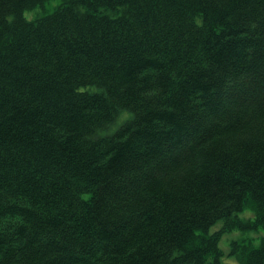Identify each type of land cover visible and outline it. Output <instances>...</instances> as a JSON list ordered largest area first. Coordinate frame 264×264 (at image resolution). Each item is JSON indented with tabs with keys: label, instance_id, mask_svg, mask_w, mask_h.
Wrapping results in <instances>:
<instances>
[{
	"label": "trees",
	"instance_id": "1",
	"mask_svg": "<svg viewBox=\"0 0 264 264\" xmlns=\"http://www.w3.org/2000/svg\"><path fill=\"white\" fill-rule=\"evenodd\" d=\"M47 1L0 0V264H223L264 231V0Z\"/></svg>",
	"mask_w": 264,
	"mask_h": 264
},
{
	"label": "rangeland",
	"instance_id": "2",
	"mask_svg": "<svg viewBox=\"0 0 264 264\" xmlns=\"http://www.w3.org/2000/svg\"><path fill=\"white\" fill-rule=\"evenodd\" d=\"M58 2H59V0H48L43 5V7H37V8H34L32 10L25 11L24 16L29 19V18H34L40 12H50ZM122 117H123V115L121 116V118ZM121 118H118L116 120V125L119 124ZM114 127L115 126H113L112 129ZM111 130H109V132ZM238 216L241 218H244V219L253 218V213L249 209H246V210H243L242 212L238 213ZM220 227H221V224L215 225L212 228V230H210V232H212L214 230H219ZM263 235H264L263 230H260V232H257V233H254V232H250V233L249 232H241L240 233L239 231H231V232H226V233L222 234L221 238L219 240V243H218L219 247L223 250V256L221 258L222 263L223 264H240L237 262L236 259H234V257L227 255L228 245L232 240L247 238L252 242V244L254 246H256L259 243V238Z\"/></svg>",
	"mask_w": 264,
	"mask_h": 264
}]
</instances>
